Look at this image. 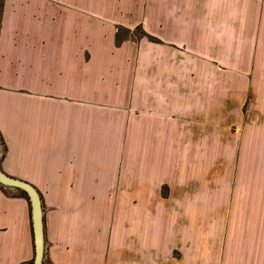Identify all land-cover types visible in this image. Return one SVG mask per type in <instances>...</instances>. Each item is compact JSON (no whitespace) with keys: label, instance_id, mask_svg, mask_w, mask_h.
Returning <instances> with one entry per match:
<instances>
[{"label":"crops","instance_id":"1","mask_svg":"<svg viewBox=\"0 0 264 264\" xmlns=\"http://www.w3.org/2000/svg\"><path fill=\"white\" fill-rule=\"evenodd\" d=\"M253 140L264 0L3 1L0 169L41 194L44 264H264L238 230L264 172L250 202L233 182ZM34 256L30 198L0 184V264Z\"/></svg>","mask_w":264,"mask_h":264},{"label":"rangeland","instance_id":"2","mask_svg":"<svg viewBox=\"0 0 264 264\" xmlns=\"http://www.w3.org/2000/svg\"><path fill=\"white\" fill-rule=\"evenodd\" d=\"M136 33L140 36H144L147 34L142 27H138L136 29ZM147 36V35H145ZM231 130H235V127L230 128ZM239 130V128H237ZM255 129L258 131L257 127ZM254 130V129H253ZM259 132V131H258ZM258 134V133H257ZM257 136L252 137V139H256ZM264 142V141H263ZM250 149L248 150L254 157L252 158H240L239 155L235 160L234 171L235 176L233 177L234 183L240 182V184L248 183V188L250 189V184H255V182H260V177L262 172H264V158H260L261 154L264 153V143L255 142L254 140L251 143H248ZM241 150L237 148V151ZM257 156V157H256ZM231 162L233 164V160L221 159V167L222 170L224 168V164ZM228 166V164H227ZM260 173V175L256 174ZM236 177V178H235ZM248 189V202L252 199H256V196H259L261 192L259 190H249ZM254 218V217H252ZM245 225V230L243 228V224L241 225L240 231H244L243 234H264V223L261 222H248Z\"/></svg>","mask_w":264,"mask_h":264},{"label":"water","instance_id":"3","mask_svg":"<svg viewBox=\"0 0 264 264\" xmlns=\"http://www.w3.org/2000/svg\"><path fill=\"white\" fill-rule=\"evenodd\" d=\"M0 184L6 187L22 189L28 194L31 201L32 221L35 237L34 264H44V210L40 192L32 183L10 176L2 169H0Z\"/></svg>","mask_w":264,"mask_h":264},{"label":"trees","instance_id":"4","mask_svg":"<svg viewBox=\"0 0 264 264\" xmlns=\"http://www.w3.org/2000/svg\"><path fill=\"white\" fill-rule=\"evenodd\" d=\"M3 1L4 0H0V27H1V19H2ZM145 35L148 36V34Z\"/></svg>","mask_w":264,"mask_h":264}]
</instances>
